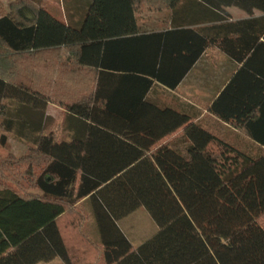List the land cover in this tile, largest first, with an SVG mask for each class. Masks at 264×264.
<instances>
[{"label": "trees", "instance_id": "trees-1", "mask_svg": "<svg viewBox=\"0 0 264 264\" xmlns=\"http://www.w3.org/2000/svg\"><path fill=\"white\" fill-rule=\"evenodd\" d=\"M180 1L93 0L77 26L34 0H13L0 15V116L2 101L15 99L41 110L52 104L86 124L78 138L51 131L20 157L0 155V264H94L100 252L104 264H264V152H241L185 113L151 103V78L129 74L128 92L106 89L107 39L135 33V13ZM200 3L264 12V0ZM248 23L226 29L246 34ZM175 32L194 40L189 54L176 51L183 70L162 76L173 53L165 49L142 70L171 87L207 46L199 31ZM86 198L100 246L82 231ZM139 207L157 231L134 247L116 220Z\"/></svg>", "mask_w": 264, "mask_h": 264}, {"label": "crops", "instance_id": "crops-1", "mask_svg": "<svg viewBox=\"0 0 264 264\" xmlns=\"http://www.w3.org/2000/svg\"><path fill=\"white\" fill-rule=\"evenodd\" d=\"M92 1L60 0L61 14L54 16L66 24L80 25ZM134 17L135 33L107 39L104 69L107 91L128 92L135 79V75L129 74L151 78L153 85L145 97L148 101L185 113L241 152L263 153L264 12L254 9L247 14L235 6L214 9L200 0H181L172 9L135 13ZM242 21H249L248 33L227 31L239 30L237 25L241 27L238 23ZM215 25L218 26L216 39ZM183 28L199 31L207 37V46L177 85L171 87L157 77L142 73L155 56L162 57L164 49L173 50L172 55L166 53L162 76L170 81L176 78L186 62L176 51L184 46L182 53L189 54L188 43L194 42L187 32L172 33ZM259 28L262 33H258ZM254 39L255 43L244 49L243 41ZM159 65L156 63L155 72ZM130 66L141 70L130 71Z\"/></svg>", "mask_w": 264, "mask_h": 264}, {"label": "rangeland", "instance_id": "rangeland-1", "mask_svg": "<svg viewBox=\"0 0 264 264\" xmlns=\"http://www.w3.org/2000/svg\"><path fill=\"white\" fill-rule=\"evenodd\" d=\"M11 1L13 0H0V15L8 12V4ZM34 1L41 4L45 9L48 8L53 15L61 14L60 0ZM2 102L6 107L5 113L0 116V122L4 126L2 133L5 135V141L0 143V155L2 156L11 153L20 157L30 147L35 146L34 141L39 136L51 131L56 134L58 139L64 140L78 138L83 134L86 125L84 121L63 108L49 104L41 110L15 99H4ZM79 207L86 215L82 231L100 246L101 240L93 218L92 208H90V201L88 199L81 201ZM116 221L121 232L134 247L139 246L157 231L156 225L142 207ZM36 264H64V262L56 257L51 261ZM94 264H104L101 252L99 259Z\"/></svg>", "mask_w": 264, "mask_h": 264}]
</instances>
